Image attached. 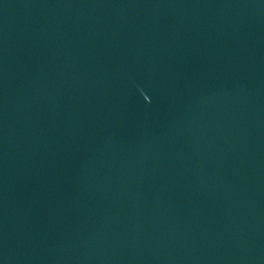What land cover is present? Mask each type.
Segmentation results:
<instances>
[{"label": "water", "instance_id": "water-1", "mask_svg": "<svg viewBox=\"0 0 264 264\" xmlns=\"http://www.w3.org/2000/svg\"><path fill=\"white\" fill-rule=\"evenodd\" d=\"M0 264H264V0H0Z\"/></svg>", "mask_w": 264, "mask_h": 264}]
</instances>
